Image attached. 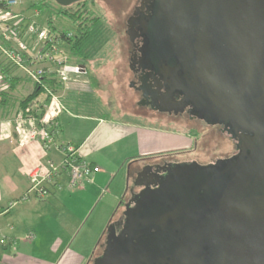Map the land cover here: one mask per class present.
Returning a JSON list of instances; mask_svg holds the SVG:
<instances>
[{"label":"flooded vegetation","instance_id":"1","mask_svg":"<svg viewBox=\"0 0 264 264\" xmlns=\"http://www.w3.org/2000/svg\"><path fill=\"white\" fill-rule=\"evenodd\" d=\"M153 3L135 0L124 20L132 36L126 35L130 88L137 117L167 126L182 144L126 164V194L107 226L119 234L129 221L137 231L130 230L131 242L126 235L118 241L110 262L259 264L264 235L250 232L251 223L264 221V131H256L264 129V116L252 114L224 85L220 91L213 81L217 89L209 90L187 61L175 69L174 58H154L144 32ZM106 228L93 258L104 251Z\"/></svg>","mask_w":264,"mask_h":264},{"label":"crops","instance_id":"2","mask_svg":"<svg viewBox=\"0 0 264 264\" xmlns=\"http://www.w3.org/2000/svg\"><path fill=\"white\" fill-rule=\"evenodd\" d=\"M13 81L16 82L15 90L9 96L18 92L17 102L32 92L31 86L28 92L26 90L24 95H21L26 89V83H30L21 77ZM90 93L91 88L86 92L75 90L62 93L63 102L71 107L72 115L62 113L57 120V143L71 144L78 148L80 155L99 169L94 174L92 183L87 182L83 190L64 189L61 192H53L44 199H35L31 195L27 200H21L28 188L27 173L43 166L48 159L59 161L61 156L55 149L45 152L37 141L23 148L17 147L14 139L6 144L0 142V237L4 238L0 239V264H89L99 248L104 230L101 229L97 233L94 245L87 247V251L81 245L76 252L73 251V245H76L75 239L78 237L75 232L77 226L96 202L101 201L102 195L108 197L104 203L106 210H113L117 202L121 201L125 187L126 164L134 158L154 153L151 151L153 147L149 145V139H146L144 149L139 150L138 145L131 146L132 150L128 149L124 157L109 156L108 162L115 165V170H119L117 175H114L113 170L110 171L113 174L107 170L104 172L99 162L100 153L110 149L114 152L119 150L123 143L130 142L134 135L140 137L139 131L144 133L143 138H149L150 133L155 131L144 125L139 128L132 122L86 113L85 105H81V96ZM17 108L16 103L10 111H0V125L10 129ZM133 149L136 151L134 155L131 154ZM122 171L124 175L119 177ZM65 183L66 180L63 179V185ZM64 211L66 215L63 214ZM70 212H73L72 215ZM113 215L105 219V224ZM29 233L33 234L32 240L25 238Z\"/></svg>","mask_w":264,"mask_h":264},{"label":"water","instance_id":"3","mask_svg":"<svg viewBox=\"0 0 264 264\" xmlns=\"http://www.w3.org/2000/svg\"><path fill=\"white\" fill-rule=\"evenodd\" d=\"M49 1L69 7L82 0ZM152 13L144 32L155 59L174 58L175 69L187 61L209 90L217 89L213 81L220 91L224 85L252 114L264 116V0H154ZM126 35L132 40L128 31ZM127 186L126 180L122 199ZM129 195L140 198V193ZM251 227L250 235H264V221ZM130 230L134 236L137 229L129 221L119 234L113 224L107 226L104 251L91 264H112L118 241L126 235V242H131ZM259 262L264 264V255Z\"/></svg>","mask_w":264,"mask_h":264},{"label":"built area","instance_id":"4","mask_svg":"<svg viewBox=\"0 0 264 264\" xmlns=\"http://www.w3.org/2000/svg\"><path fill=\"white\" fill-rule=\"evenodd\" d=\"M38 3L41 0H0V94H7L10 83L18 77L30 83L32 91L39 90L24 107L17 108L10 129L0 125V142L14 139L16 146L23 148L37 141L45 152L55 149L61 156L59 161L48 159L27 173L28 188L21 200L31 195L44 199L64 189L83 190L99 171L80 155L78 148L56 141L58 117L62 113L72 115L62 93L86 92L89 85L82 79L84 62L67 44L73 34L53 31L26 15ZM37 15L35 11L33 16ZM25 238L32 240L33 234Z\"/></svg>","mask_w":264,"mask_h":264},{"label":"rangeland","instance_id":"5","mask_svg":"<svg viewBox=\"0 0 264 264\" xmlns=\"http://www.w3.org/2000/svg\"><path fill=\"white\" fill-rule=\"evenodd\" d=\"M134 3L135 0H94L92 3L86 0L82 3V6L73 5L71 7L75 10L74 12H82V18L88 16L91 20L98 19L101 21L97 25L88 26V38L78 47V53H76L78 59H82L84 62L85 75L82 77L88 81L89 90L90 88L92 90V93L81 96V105H85V112L91 115L100 114L112 120L132 122L139 128L144 125L155 131L150 133L149 138H143L144 133L142 134V131H139L140 137L134 135L130 142H125L119 150L116 149V153L112 151L113 149H110L99 154V162L104 172L107 170L110 174L114 173V175H117L119 170H115V165L108 162L110 155L124 157L128 149L132 150L131 146L138 145L139 150L144 149L146 139H149V145L153 147V149H151L152 147L150 149L154 153L171 151V149L182 144L181 140L174 137L173 130H169L167 126L161 123L150 124L137 117V113L141 110L135 104L137 97L130 88V72L127 63L129 44L124 31V20L128 10L131 9ZM35 7L28 9L25 12L26 15L37 23L46 25L48 9L41 7L40 3ZM35 11L38 12L37 16H33ZM53 24L59 29L58 31L69 32L70 34L78 33L76 26L70 21L56 18ZM25 87V90H21V95H24L26 90L28 92L31 89L30 84L26 83ZM18 98V92L14 93L3 112L13 109ZM135 152V149H133L131 154L134 155ZM111 170H113V173L110 172ZM121 173L118 175L119 177H123V171ZM100 198H102L99 201L100 203L97 201L85 219L77 226L75 232L78 237L75 239L76 245H73V251L78 252L77 249L81 245L86 251L87 247H92L96 241L97 233L107 227L108 220L105 224V219L110 218L120 205L119 200L113 210H106L104 203L107 202L108 197L102 195ZM118 210L120 211V208ZM72 213L70 212V215ZM63 214L66 215V212L64 211ZM99 252L100 248H98L96 254Z\"/></svg>","mask_w":264,"mask_h":264},{"label":"trees","instance_id":"6","mask_svg":"<svg viewBox=\"0 0 264 264\" xmlns=\"http://www.w3.org/2000/svg\"><path fill=\"white\" fill-rule=\"evenodd\" d=\"M40 4L41 7L48 9V18L46 20V24L53 31L59 30L53 24L56 18H61L62 20L70 21L76 26L78 33H74L72 37L67 40V44L71 46V51L74 53V55H76V53H78V47L83 44V42L88 38V26L95 24L98 19L91 20L88 16L86 18H82V12H74L75 10H73L71 7H60L56 5L53 1L41 0ZM58 32L62 33V31ZM15 84V81H12L10 83V90L8 92L9 94H0V111L6 109L8 101L11 98L9 95L15 90ZM38 92L39 90L34 89L30 94L16 102L18 108L24 107L33 97L38 94Z\"/></svg>","mask_w":264,"mask_h":264}]
</instances>
